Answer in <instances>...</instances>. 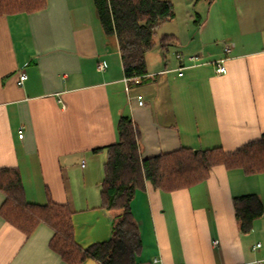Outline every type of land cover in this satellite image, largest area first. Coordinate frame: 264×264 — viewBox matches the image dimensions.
<instances>
[{"label":"crops","instance_id":"1","mask_svg":"<svg viewBox=\"0 0 264 264\" xmlns=\"http://www.w3.org/2000/svg\"><path fill=\"white\" fill-rule=\"evenodd\" d=\"M170 1L184 4L197 36L179 40L185 53L170 68H150L146 55L137 82L126 81L92 0H45L40 11L0 18V169L18 170L27 202L67 205L82 248L111 235L116 213L99 207V187L121 117L140 133L141 159L181 148L232 153L264 135V0H213L196 14L188 11L199 0ZM246 195L264 207V173L216 166L170 192L145 182L130 205L136 263L264 264V211L248 233L234 215L233 199ZM52 235L40 224L26 237L0 217V264H66L49 249Z\"/></svg>","mask_w":264,"mask_h":264},{"label":"trees","instance_id":"2","mask_svg":"<svg viewBox=\"0 0 264 264\" xmlns=\"http://www.w3.org/2000/svg\"><path fill=\"white\" fill-rule=\"evenodd\" d=\"M204 1L210 4L213 0ZM92 2L104 35L116 39L125 77L146 76V55L157 46L164 58L167 47L175 45L177 39L174 35H161L158 43L153 39L156 29L173 20L172 1ZM45 4V0H0V18L32 14L42 10ZM116 130L117 143L104 149L105 161L99 187V207L116 213L107 241L85 248L79 246L74 239L72 211L69 207L51 199L44 204L27 202L17 169H0V192L5 197L0 206V217L26 237L38 225L47 226L53 232L48 243L49 249L66 264H83L87 260L101 264H137L141 238L130 205L135 193L144 188L145 182L156 189L170 192L201 183L216 166H222L226 170L239 169L245 175L264 173V135L232 153H227L220 147L198 152L181 148L141 159L138 151L140 133L137 127L129 119L121 117ZM232 203L240 231L248 233L253 221L264 211L259 197H236Z\"/></svg>","mask_w":264,"mask_h":264},{"label":"rangeland","instance_id":"3","mask_svg":"<svg viewBox=\"0 0 264 264\" xmlns=\"http://www.w3.org/2000/svg\"><path fill=\"white\" fill-rule=\"evenodd\" d=\"M201 1V0H200ZM198 1V4L195 8L190 7L188 13L196 14L201 13V11L206 12L207 8V2L202 0V2ZM174 18L172 21L167 22L163 25H161L158 29H156L155 34L153 36V39L155 43H158V38L161 35H176V42L175 45L167 47V50L165 52V59L163 60L161 58L160 50L156 46L151 52L147 54V62L150 68H163L164 64L167 66V68H170L172 66V63H174L175 55H180V53L184 54L183 51L184 45L180 43V39L185 38V35H188L189 38L193 36H197L198 27L195 25V22H189L187 21V13L185 12L184 4L180 1L175 2L174 4ZM195 6V4H194ZM180 43V44H179ZM179 54H176V53ZM156 64V65H155ZM159 64V66H158ZM157 66V67H156ZM153 68V69H155Z\"/></svg>","mask_w":264,"mask_h":264},{"label":"built area","instance_id":"4","mask_svg":"<svg viewBox=\"0 0 264 264\" xmlns=\"http://www.w3.org/2000/svg\"><path fill=\"white\" fill-rule=\"evenodd\" d=\"M226 51L228 52V49H226ZM176 57H177V59H179V56H176ZM97 69H98L99 71H103L104 66H103L101 63H98V64H97ZM215 73H216V74H223V73H225V67H224L222 61H220V62H216V63H215ZM137 79H138V78H137L136 76H133L132 78L127 79L126 81H128V80H129V81L132 80V81H134V82H137ZM25 80H26V75L23 74V73H21V74L19 75V78H18V84H19V85H22L23 82H24ZM139 104L142 105V102H139ZM19 137L21 138L22 135L20 134ZM259 247H260V245H259V244H256V245L253 247V250L258 249ZM255 264H259V263H255Z\"/></svg>","mask_w":264,"mask_h":264}]
</instances>
